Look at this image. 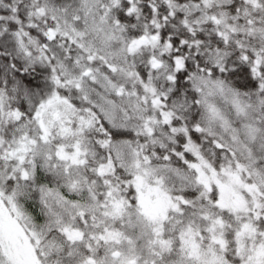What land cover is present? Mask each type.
<instances>
[{
	"label": "snow or ice",
	"instance_id": "snow-or-ice-1",
	"mask_svg": "<svg viewBox=\"0 0 264 264\" xmlns=\"http://www.w3.org/2000/svg\"><path fill=\"white\" fill-rule=\"evenodd\" d=\"M0 264H264V0H0Z\"/></svg>",
	"mask_w": 264,
	"mask_h": 264
}]
</instances>
